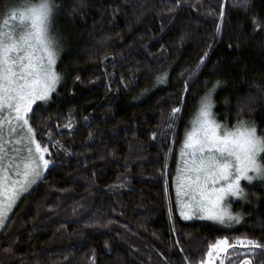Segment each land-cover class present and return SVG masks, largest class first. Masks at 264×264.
<instances>
[{
  "label": "trees",
  "instance_id": "trees-1",
  "mask_svg": "<svg viewBox=\"0 0 264 264\" xmlns=\"http://www.w3.org/2000/svg\"><path fill=\"white\" fill-rule=\"evenodd\" d=\"M24 2L0 0V23ZM55 3L60 81L28 117L51 165L0 230V264H201L219 239L264 244V179L231 203L238 224L183 221L172 197L177 153L210 92L218 122L264 135V0ZM223 257L264 264L261 249L213 264Z\"/></svg>",
  "mask_w": 264,
  "mask_h": 264
},
{
  "label": "snow or ice",
  "instance_id": "snow-or-ice-1",
  "mask_svg": "<svg viewBox=\"0 0 264 264\" xmlns=\"http://www.w3.org/2000/svg\"><path fill=\"white\" fill-rule=\"evenodd\" d=\"M237 3L247 7L249 0H237ZM59 7L55 0L39 3L25 0L22 7L9 13L11 19L19 18L18 26H10L8 18L0 23V113L8 112L6 122L10 126L14 120L28 127L36 154L24 164L23 181H11L9 187L3 183L8 177L0 178V224L19 193L50 163L45 159L48 149L32 139L33 130L27 117L32 105L37 100H47L60 81L56 71L57 40L51 32V21ZM217 86L219 82L213 91ZM212 109L210 92L202 98L191 131L186 132L176 179L177 202L180 215L185 219L201 213L221 225L238 224L242 217L234 215L226 201L228 197H245L241 181L251 184L255 179H264V135H259L254 122L250 121H238L232 128L222 125L214 118ZM179 112V108H174L172 115ZM3 123L0 121V130ZM2 151L3 145H0ZM29 153H32L31 148ZM238 246L249 252L264 250V244L256 240L239 238L230 243L228 238H223L210 246L207 261L201 264H213L215 258L221 254L227 257L229 250L235 252ZM220 264H225V260H220ZM239 264H253V260L245 258Z\"/></svg>",
  "mask_w": 264,
  "mask_h": 264
},
{
  "label": "rangeland",
  "instance_id": "rangeland-1",
  "mask_svg": "<svg viewBox=\"0 0 264 264\" xmlns=\"http://www.w3.org/2000/svg\"><path fill=\"white\" fill-rule=\"evenodd\" d=\"M18 23H19V18L18 17L15 20H13V19H11L9 17V25L10 26H13V27L18 26ZM47 100H43V101L37 100L35 103H37V102H45ZM200 104H201V102H200ZM200 104H199V107H200ZM199 107H198V110H199ZM197 113H198V111H197ZM197 113L195 114V117H196ZM29 114H30V112L28 113V117H29ZM28 117H27V119H28ZM195 117L193 118V120L195 119ZM8 118H9V114H8V112L6 110L3 111L2 113H0V121L4 122L3 125H2V130H0V145H3V151L0 152V157H2V159H0V169H3V170H0V178H2L4 176H7L8 180L7 181H3V183L6 186L10 187L11 186V183H10L11 181H16V180L23 181L24 164L26 162H28L30 159L35 158L36 154H35V144L30 142L29 133H28V127L27 126H23L22 122H16L14 120H13L12 125L10 126L6 122L8 120ZM218 123H220V122H218ZM11 128H14L15 131L14 132L11 131ZM191 128H192V122H191L190 127H189V129L187 131H191ZM185 138H186V133H185L184 139L182 141L181 147H180V149H179V151L177 153L175 174H174L173 181H172V197H173V201H174L177 213H178V215L180 216V218L183 221H189V220H192V219H195V218H199V219L208 220V221H211V222H214V223H219L217 221H213V220L207 219L201 213H197L195 215H192L190 219H185L183 216L180 215V207H179L178 202H177L176 179H177V176H178V168L181 166V163H180L181 162V153H182V150H183V144H184ZM32 139H34V134H32ZM41 147L42 148H46V147H44L42 145H41ZM29 148L32 149V153L31 154L29 153ZM45 159H48L50 161V163H49V166H50L51 165V160L47 157V153H45ZM16 165H19V167H16ZM47 169H41V173L42 174L40 176H42L46 172ZM17 172H19L20 175H17ZM39 177L32 178L34 182L28 184L26 189L19 193V195H18L15 203L13 204L11 210L14 208V206H15L16 202L19 200V198L22 195H24V194H26V193H28L30 191V189L36 183V181L38 180ZM256 180H259V179H255L253 181H256ZM243 183H248V182L247 181H241V187H242ZM239 199H241V198L228 197L227 201H226V204L230 205V210H231V212L234 215H236V213H234L233 210L231 209V203L233 201H236V200H239ZM169 207H170V203H169ZM11 210L7 212V217L9 216ZM7 217H6V219H7ZM6 219H4L3 223L0 224V230L2 229ZM215 259H214V261H215ZM206 261H207V258H206V260L204 262H206Z\"/></svg>",
  "mask_w": 264,
  "mask_h": 264
},
{
  "label": "water",
  "instance_id": "water-1",
  "mask_svg": "<svg viewBox=\"0 0 264 264\" xmlns=\"http://www.w3.org/2000/svg\"><path fill=\"white\" fill-rule=\"evenodd\" d=\"M223 260H225V257H223Z\"/></svg>",
  "mask_w": 264,
  "mask_h": 264
}]
</instances>
